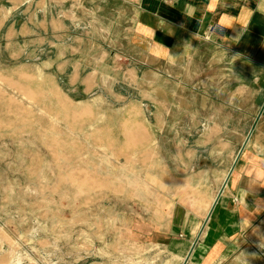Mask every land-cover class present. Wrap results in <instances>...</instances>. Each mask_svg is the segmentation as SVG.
Returning <instances> with one entry per match:
<instances>
[{
	"label": "rangeland",
	"instance_id": "374dc122",
	"mask_svg": "<svg viewBox=\"0 0 264 264\" xmlns=\"http://www.w3.org/2000/svg\"><path fill=\"white\" fill-rule=\"evenodd\" d=\"M21 2L0 31V264H182L152 246L156 232L141 220L164 226L180 198L203 208V222L208 190L220 191L233 158L223 163L220 149L199 145L217 143L226 127L239 148L235 132L248 137L255 108L245 103L236 118L234 76L203 50L191 69L188 59L152 65V86L127 79L143 58L123 1ZM15 5L0 0L2 10ZM70 59L82 61L81 78L98 62L92 95L68 84ZM245 246L264 261L263 230L249 231Z\"/></svg>",
	"mask_w": 264,
	"mask_h": 264
},
{
	"label": "crops",
	"instance_id": "0c3cea01",
	"mask_svg": "<svg viewBox=\"0 0 264 264\" xmlns=\"http://www.w3.org/2000/svg\"><path fill=\"white\" fill-rule=\"evenodd\" d=\"M44 1L46 4L47 0ZM120 1L133 8V13L124 17L127 24H130L127 28L129 39L143 58L137 63L133 61V68L126 69L127 79L133 82L135 80L137 85L143 83L152 86L154 82L148 81L152 65H175L188 59L186 65L191 69L203 50L209 53L211 63L221 66L220 71L230 72L228 75L234 76L228 85L234 87L230 101L237 105L236 118L245 116L242 110L245 103H251L255 108V112L251 114L255 127H252L253 132L245 146L247 138L244 139L242 133L237 131L235 133L239 134L241 140L239 148L227 143L226 127L219 128L220 141L215 144L204 141L199 145L210 152L220 149L218 157L223 163L233 158L219 190L224 189L206 225L203 238L198 240L220 192L216 191L215 186L208 190L209 197L205 205L207 211L203 222L199 214L203 204L200 212H194L183 206L184 202L181 203L180 198L172 202L170 215L167 216L169 225L164 216V226L160 225L154 215L141 220L156 232L150 239L153 241L152 246L170 256L172 261L182 264L190 253L187 264H229L231 260L240 264H264L256 249L245 246L249 231H264V0H169L168 3L165 0ZM13 2L16 5L11 8V12L0 9V31L4 29L12 13L25 4L21 0ZM186 5L194 6L193 17L184 14ZM43 13L47 27L48 13L46 10ZM50 20L52 32H60L62 35L65 27L61 21L58 22L53 16ZM213 24L222 25L226 34L223 38L213 37L207 42L204 35ZM7 32L12 37L14 29ZM67 68H71V75L68 76L71 87H80L82 93L88 96L95 92L98 83H93L95 75L97 78L101 75L98 62L92 68V73L82 78L81 60L70 59ZM143 71L144 75L140 79L139 74ZM93 74L94 78L91 77ZM210 128L204 130L205 139ZM156 144L159 148L162 147L160 143ZM233 166L235 167L229 177ZM182 198L185 200V197ZM179 235L182 239H179ZM193 246L194 250L191 252Z\"/></svg>",
	"mask_w": 264,
	"mask_h": 264
},
{
	"label": "built area",
	"instance_id": "2783aa9c",
	"mask_svg": "<svg viewBox=\"0 0 264 264\" xmlns=\"http://www.w3.org/2000/svg\"><path fill=\"white\" fill-rule=\"evenodd\" d=\"M225 34L226 29L222 25L213 24L207 29L204 37L206 40H210L212 37L223 38Z\"/></svg>",
	"mask_w": 264,
	"mask_h": 264
},
{
	"label": "water",
	"instance_id": "95a60500",
	"mask_svg": "<svg viewBox=\"0 0 264 264\" xmlns=\"http://www.w3.org/2000/svg\"><path fill=\"white\" fill-rule=\"evenodd\" d=\"M254 127H255V126H254ZM254 127H253V128H254ZM253 128H252L251 132L249 133V135H248V137H247V139H246V141H245V143H244V146L248 143V141H249V139H250V136H251V134H252V132H253ZM239 156H240V155H239ZM239 156L237 157L236 161L239 159ZM235 163H236V162H235ZM234 167H235V166L232 167V169H231V171H230V174H229V177H230L231 173L233 172ZM229 177L227 178V180H226V182H225V185L227 184ZM223 189H224V188H223ZM223 189H221V191L219 192V195L217 196V199H216L215 203L213 204V207H212L211 211L209 212V214H208V216H207V219H206L205 222H204L203 229H204V227L207 225V223H208V221H209V219H210V217H211V214H212V212H213V210H214V207L216 206V204H217V202H218V200H219V198H220V196H221V194H222ZM200 235H201V234H200ZM200 235H199V236H200ZM199 236H198V237H199ZM193 250H194V246H193L191 252H192ZM190 255H191V253H190V254L187 256V258L185 259L184 264H187Z\"/></svg>",
	"mask_w": 264,
	"mask_h": 264
},
{
	"label": "clouds",
	"instance_id": "9594fccd",
	"mask_svg": "<svg viewBox=\"0 0 264 264\" xmlns=\"http://www.w3.org/2000/svg\"><path fill=\"white\" fill-rule=\"evenodd\" d=\"M166 3L169 2V0H165ZM194 13H195V8L194 6H191V5H186L185 6V15L189 16V17H193L194 16Z\"/></svg>",
	"mask_w": 264,
	"mask_h": 264
}]
</instances>
